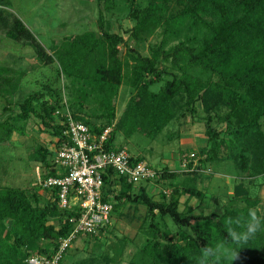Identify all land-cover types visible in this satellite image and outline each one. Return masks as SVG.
I'll return each mask as SVG.
<instances>
[{
    "label": "trees",
    "instance_id": "16d2710c",
    "mask_svg": "<svg viewBox=\"0 0 264 264\" xmlns=\"http://www.w3.org/2000/svg\"><path fill=\"white\" fill-rule=\"evenodd\" d=\"M115 1H124L130 8L128 15L135 24L128 33L133 41L143 43L156 28L163 29L162 39L159 44L150 46L149 56H143L130 48L121 35L109 33L102 14L98 18L99 36L90 31L70 38L69 50L59 56L63 76L74 79L90 55L102 48L107 49L103 63L108 66L105 76L96 73L93 80H87L78 88L84 92L90 87L98 93L104 109L100 116L103 124L95 126L82 119L81 103L75 106L71 118L85 124L95 135L111 124L115 116L112 99L122 82L125 65L117 51L118 46H122L132 64L133 94L106 148L114 145L119 131L128 135L144 132L155 138L175 119L179 107L194 115L199 104L206 115V146L200 150L206 156L204 165L226 159L236 164L247 180L264 176V0H148L146 6H140L135 0H96L106 5ZM1 15L0 10V19ZM14 27L17 34L10 35L13 39L27 37L20 20L14 19ZM159 84L158 91H154ZM50 91L48 87L16 103L17 113L1 122L0 130L7 136L22 135L23 131L13 121L26 122L34 118L42 133L57 140L56 145L68 142L64 134L67 117L60 115L57 102L50 103L47 99ZM181 115L184 117L183 113ZM220 153L222 156L218 159ZM36 154L45 174L54 176L51 152L39 147ZM132 159L143 160L134 156ZM196 171H183L189 175L186 178L190 185L173 187L165 204L162 193L160 201L147 197L144 187H139L140 193L135 194L133 184L107 169L102 176V200L112 204L111 219L122 200L146 206L151 216L149 234H158L167 242L162 248L156 241L147 244L146 254L151 258L160 254L166 264H200L203 248H216L218 244L223 245L218 253L219 264H264V196L249 198L241 182L235 186L232 198L243 199V208L231 207L221 215L194 216L188 208L182 213L179 206L183 196L196 198L199 203L205 199L195 185L199 175ZM177 177V172L165 168L157 170L153 181ZM37 199L28 191L0 186V264H26L25 259L33 252L51 255L58 240L72 231L67 219L73 212L60 209L53 192L43 207L38 206ZM250 209H256L262 218L261 229L254 239L236 245L228 238V229L243 231L244 228L229 224V220L239 219L241 224H246ZM155 211L161 217H169L178 227L177 242L173 241L169 230L158 229ZM53 219L58 222L57 226L50 224ZM105 228L107 226L99 233ZM186 228L188 231L184 230ZM43 241L51 248L39 247ZM232 250L238 253L237 259L230 258ZM208 264H213L211 259Z\"/></svg>",
    "mask_w": 264,
    "mask_h": 264
},
{
    "label": "rangeland",
    "instance_id": "374dc122",
    "mask_svg": "<svg viewBox=\"0 0 264 264\" xmlns=\"http://www.w3.org/2000/svg\"><path fill=\"white\" fill-rule=\"evenodd\" d=\"M135 1L140 6H146L148 2ZM0 10V123L17 113L16 103L31 94L44 92L49 87L51 91L47 93V99L50 103H58L60 115L71 117L72 111L76 110L75 106L81 103L82 119L95 126L103 124L100 116L104 109L99 103L98 93L91 91L90 87H86L84 92L78 88H82L87 80H93L96 73L106 75L108 66L103 63V57L107 49L102 48L100 52L90 55L74 79L62 75L59 62V56L69 50L70 38L90 31L99 36L100 14L108 25L109 33L121 35L130 48L143 56H149L150 46L159 44L162 39L163 29L156 28L143 43L133 41L128 30L135 23L129 17L130 8L124 1L106 5L98 4L96 0H0ZM14 19L20 20L24 26L26 38L15 40L10 36L17 34ZM117 51L118 56L125 60V65L122 82L112 99L115 116L108 125L112 130L133 94L130 86L132 64L127 60L122 46H118ZM160 86L153 90L158 91ZM179 108L175 119L155 138L148 137L144 132L131 135L124 131L117 133L115 146L126 148L132 156L142 158L155 170L166 168L178 174L174 179H158L134 185L133 193L139 194V187H144L147 197L160 201L162 193L165 196L163 202L167 204L173 187L190 185L187 182L189 175L180 167V158L183 154L194 152L198 158L196 172L199 174L195 185L204 193L205 199L199 203L196 198L183 196L180 199V212L186 213L188 208L192 210V215L201 216L212 213L221 215L231 207L241 209L244 207L243 199L232 198L235 186L241 182L248 190L249 198H263L264 176L247 180L245 173L226 159L204 165L206 156L200 150L206 146V115L199 104L196 105L194 115ZM13 123L23 134L7 136L0 130V186L28 191L38 198V206L43 207L50 201V196L39 186L37 168L40 169V176L44 175L45 170L36 160V152L39 147L48 148L53 140L40 131L38 121L34 118ZM221 156L220 153L218 159ZM119 204L110 224L101 233L94 237L78 236L72 242L64 254L63 264H166L160 254L154 258L146 254L147 244L156 241L159 242V248H162L167 243L158 234H149L151 216L146 206L125 200ZM154 215L158 229L169 230L173 241L177 242L179 229L173 221L169 217H161L158 211ZM50 224L57 226L58 222L53 219ZM184 230L188 231L187 228ZM38 246L51 248L46 241ZM40 254L33 252L30 256Z\"/></svg>",
    "mask_w": 264,
    "mask_h": 264
},
{
    "label": "built area",
    "instance_id": "2783aa9c",
    "mask_svg": "<svg viewBox=\"0 0 264 264\" xmlns=\"http://www.w3.org/2000/svg\"><path fill=\"white\" fill-rule=\"evenodd\" d=\"M67 117L64 134L68 142L48 146L55 175L40 176L39 186L55 194L58 207L72 211L67 221L72 231L66 238L59 239L51 255L30 256L26 264H61V260L78 236H96L111 221L112 204L102 200L103 173L110 169L126 183L137 185L152 182L157 170L144 160L133 161V156L124 147L105 145L112 127H105L99 135L92 134L82 122ZM197 156L194 152L180 158L182 171L196 170ZM189 165L191 167L189 168Z\"/></svg>",
    "mask_w": 264,
    "mask_h": 264
},
{
    "label": "clouds",
    "instance_id": "9594fccd",
    "mask_svg": "<svg viewBox=\"0 0 264 264\" xmlns=\"http://www.w3.org/2000/svg\"><path fill=\"white\" fill-rule=\"evenodd\" d=\"M249 220L246 224H241V221L237 219L236 221L229 220V224L235 223L237 227H243V231H237L236 228L228 229V238L236 244L240 245L242 243H247L250 239H254L257 232L261 229L262 226V218L257 215L256 209H250ZM222 244H218L216 248H212L209 246H205L202 250V259L200 264H208L211 259L213 264H219L220 256L218 255L220 248H222ZM231 259H237L238 253L235 250L231 251L230 254Z\"/></svg>",
    "mask_w": 264,
    "mask_h": 264
},
{
    "label": "crops",
    "instance_id": "0c3cea01",
    "mask_svg": "<svg viewBox=\"0 0 264 264\" xmlns=\"http://www.w3.org/2000/svg\"><path fill=\"white\" fill-rule=\"evenodd\" d=\"M50 137V136H49ZM50 139H51V141L53 140V138H51L50 137ZM115 146V145H114ZM118 147H120V146H118ZM48 194H49V196L51 195V192H49V191H46Z\"/></svg>",
    "mask_w": 264,
    "mask_h": 264
}]
</instances>
